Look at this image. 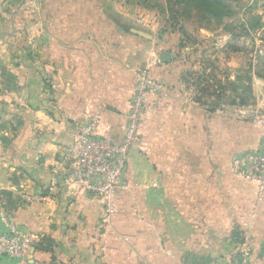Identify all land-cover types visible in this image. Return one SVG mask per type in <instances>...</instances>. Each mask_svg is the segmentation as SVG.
Returning <instances> with one entry per match:
<instances>
[{
  "label": "crops",
  "instance_id": "1",
  "mask_svg": "<svg viewBox=\"0 0 264 264\" xmlns=\"http://www.w3.org/2000/svg\"><path fill=\"white\" fill-rule=\"evenodd\" d=\"M143 10L0 0V235L14 226L34 242L26 260L0 264H264V194L231 169L261 129L234 107L209 112L190 99L172 60L157 62L171 48ZM146 66L164 97L147 98L155 105L109 228L102 201L71 177L67 149L95 114L97 136L121 139Z\"/></svg>",
  "mask_w": 264,
  "mask_h": 264
},
{
  "label": "built area",
  "instance_id": "2",
  "mask_svg": "<svg viewBox=\"0 0 264 264\" xmlns=\"http://www.w3.org/2000/svg\"><path fill=\"white\" fill-rule=\"evenodd\" d=\"M151 94L163 98V87L144 68L136 73L135 88L121 139L114 142L111 138L97 136L99 119L98 114H95L78 127L67 149L71 177L102 201L107 226L115 212L116 194L122 185L125 162L129 152L139 147L145 115L155 105L154 102H147ZM252 121L261 129L259 146L256 150L233 157L231 169L234 174L257 183L259 200L264 194V110L253 115ZM33 245L29 235L11 226L8 232L0 235V258L24 261ZM239 257L244 261V253H240Z\"/></svg>",
  "mask_w": 264,
  "mask_h": 264
},
{
  "label": "rangeland",
  "instance_id": "3",
  "mask_svg": "<svg viewBox=\"0 0 264 264\" xmlns=\"http://www.w3.org/2000/svg\"><path fill=\"white\" fill-rule=\"evenodd\" d=\"M22 1L25 0H18V3ZM124 1L136 9H144L143 11L150 16L148 20L152 21L153 26H147V30L156 37L157 43L165 41L164 48H171L170 58L174 68H178L180 72L179 81L182 88L188 91L190 99L193 98L198 87L182 81L186 71L199 70L204 65L206 72L212 73L215 80H223L226 75L233 79L237 70H247L250 63L254 68L257 64L256 58L264 56V0H227L235 12L231 19L224 21L225 24H233L234 33L231 35L223 31V25L217 27L211 24L212 29L205 30L197 28L199 25L193 18L185 21L181 25L190 32L195 42L190 40L184 49H180L179 43H177V40L179 42L181 40V35L177 32L179 26L169 21L166 14H161L155 8H144L135 3L134 0ZM254 19L259 22L260 28L251 29L250 26L253 25ZM159 64L161 63L159 62ZM145 68L149 70V67L146 66ZM192 82H197V79L193 78ZM251 88L252 100L250 103L244 107L235 106L232 108H236V111L240 110L236 114L250 120L253 115L264 110V79L253 77ZM223 108H228V106ZM111 221L109 228L112 226Z\"/></svg>",
  "mask_w": 264,
  "mask_h": 264
},
{
  "label": "trees",
  "instance_id": "4",
  "mask_svg": "<svg viewBox=\"0 0 264 264\" xmlns=\"http://www.w3.org/2000/svg\"><path fill=\"white\" fill-rule=\"evenodd\" d=\"M126 1L129 2L130 0ZM134 1L144 8L159 10L161 14L168 16L169 21L179 26L177 32L181 35L180 49H184L186 43L190 40L195 42L190 32L181 25L192 18L198 23L199 26L197 28L199 29L210 30L212 29L211 24L217 27L223 25L222 29L224 32L230 35L234 33L233 24L224 23L225 20L231 19L235 13L227 0ZM250 27L251 29H258L260 24L254 19L253 25ZM232 47L234 48V46ZM256 60L257 64L254 68L250 63L247 70H237L233 79L226 75L223 80H215L212 73H207L206 66L203 65L199 70L186 71L182 81L198 87L192 101L206 107L209 112L217 111L224 106L244 107L252 100L251 83L253 77L264 79V56H259ZM193 78H196L197 82H192Z\"/></svg>",
  "mask_w": 264,
  "mask_h": 264
},
{
  "label": "water",
  "instance_id": "5",
  "mask_svg": "<svg viewBox=\"0 0 264 264\" xmlns=\"http://www.w3.org/2000/svg\"><path fill=\"white\" fill-rule=\"evenodd\" d=\"M135 34H138V35H141V36H146L142 33H138V32H135L133 31ZM158 61L161 63V64H170L171 62V58H170V53L169 52H162L159 57H158ZM123 174H124V169L122 171V177H121V180L123 178Z\"/></svg>",
  "mask_w": 264,
  "mask_h": 264
}]
</instances>
